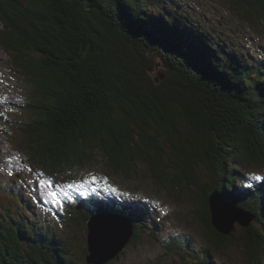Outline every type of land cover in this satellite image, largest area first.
Wrapping results in <instances>:
<instances>
[{"label":"trees","instance_id":"1","mask_svg":"<svg viewBox=\"0 0 264 264\" xmlns=\"http://www.w3.org/2000/svg\"><path fill=\"white\" fill-rule=\"evenodd\" d=\"M90 1L87 10L79 0H0V48L21 69L27 93L12 118L0 114V134L11 140L0 139V162L17 164L9 165L14 187L3 186L11 201L0 200V264H88L87 221L107 211L133 221L129 247L152 236L161 257L177 264H214L238 241L250 264H262L264 178L251 173L264 170V0H230L260 34L240 23L239 41L184 12L187 3ZM152 52L162 67L151 75ZM112 178L135 191L120 193ZM147 184L198 221L190 234L201 246L176 231L167 242L157 238ZM186 193L191 205H183ZM214 193L251 213L252 223L219 233Z\"/></svg>","mask_w":264,"mask_h":264},{"label":"rangeland","instance_id":"2","mask_svg":"<svg viewBox=\"0 0 264 264\" xmlns=\"http://www.w3.org/2000/svg\"><path fill=\"white\" fill-rule=\"evenodd\" d=\"M172 2L175 5L177 4L182 5L184 3L189 4L191 8L188 7L187 9L184 10V12L188 11L194 16H197L201 20V22L204 21L207 22V18L210 19L213 28L218 27L219 29L217 30L221 32H225L226 35H228L229 37L231 34H233L234 36H236L235 37L236 39H234L236 41L244 40L243 36L239 32L240 23L244 25L243 27L247 29H251L253 31L254 36L260 35L239 19V17L235 13L236 11L233 10L232 8L233 6L231 5L230 0H172ZM193 2H195V5L193 4ZM171 5L175 6L173 4ZM223 19L229 21V24L224 25L222 23H219V21H222ZM243 27L241 26L242 30H244ZM237 35L239 36L237 37ZM261 40L264 43V40L263 39ZM152 55L153 52L150 53L149 56H151L152 58L153 57ZM152 60L153 62H157L155 63L156 65L152 67L153 71L152 70L150 71V69L146 67V71L151 75L154 74V71L156 69L162 67L161 62L158 59L152 58ZM162 76L163 78H161V73H158V75H153V77L158 79V81L160 79L162 81L165 80V75ZM25 90H26V80L24 78L23 73L21 72V69L16 66L13 57L9 53H7L6 51L0 48V114L6 115V117L8 118H12L13 112L11 109L13 107L15 108V104H20L21 102L20 100L26 96L27 93ZM9 126H11V124ZM15 128L18 129V127H14V128L11 127L9 129L7 128V130H9V136L10 135L13 136L12 130L15 131L16 130ZM1 138H3V140H5L7 143L11 142V140H9L8 137H3L2 134H0V139ZM19 141L20 139L17 141V143H20ZM16 162L19 163L20 159L17 158ZM9 165H17V164L13 163L12 158L3 159L0 162V200L1 201L7 199L8 201H11V197L3 192L4 191L3 186L6 189L8 185L14 187L13 184L15 182L14 178L17 169H11ZM141 168H143L144 172H146V168L142 163H141ZM203 171L206 172L204 173L205 175L208 174L204 166H203ZM260 174L264 176V170L262 171L257 170L255 171V173H251V179L256 180L255 177L264 178L260 176ZM257 180H261V179H257ZM109 181L113 185L115 184L122 185V182H120L116 178H112ZM122 187H123V192L120 193H124L126 195L133 194V192L135 191L132 185L127 187L122 185ZM153 188L154 187L152 186V184H147L146 190L144 191L148 192L149 194L151 193V203L150 202L149 203L152 204L151 209L152 211L154 210L153 212L155 213L156 221H158V226H159V228L156 227L154 230V232L157 233V238H159V240L165 241V239L168 238V236L170 237L172 236L171 231L172 232L176 231L178 232L177 238H180L179 241H181L182 238L188 237L190 238L192 244L195 243L201 246L199 244L200 241L198 239H194L191 237V234L195 235L196 232L198 231V227H199L198 221L196 219L189 220L188 216L185 213L186 209H183L180 206L181 205L180 202L176 201L172 196H169L167 193L163 191H158L155 188L154 189ZM42 191L45 194H51V192H49L46 189V187L42 188ZM155 195L158 198V201L155 200L154 198ZM123 198L124 201H128L130 203L139 201L130 196H123ZM16 200H19V198H17ZM183 203H185L183 205L192 204V202L190 201L189 193H186L184 195ZM107 212L110 213V211ZM123 216L126 217L125 215ZM164 217H167V221L163 223L162 219ZM125 219H129V218L126 217ZM130 221L133 223L132 220ZM146 224H149V219L146 220ZM167 228H170L169 230L170 232L167 231ZM235 229L236 231H241V226L237 223L235 224L233 230ZM133 233H134V229H133ZM80 247H81L80 244H76L75 250L79 251ZM181 249L184 250L183 252L184 254L186 252L187 255H189L190 257L194 255V253L192 252L193 248L189 249L188 247H184L183 245ZM123 252H124L123 258H121L115 264H177L176 258H168L166 255L165 257H161L164 255L161 244L159 243V241L153 240L152 236H148V237L146 236L143 242L137 243L132 247L128 246L126 249H124ZM213 261L214 264H250L248 262L249 261L248 250L245 249V246L244 244H242L241 241H238L237 243L230 246V248L226 249L224 253L222 252L219 253L217 257L213 259ZM262 264H264V261L262 262Z\"/></svg>","mask_w":264,"mask_h":264},{"label":"water","instance_id":"3","mask_svg":"<svg viewBox=\"0 0 264 264\" xmlns=\"http://www.w3.org/2000/svg\"><path fill=\"white\" fill-rule=\"evenodd\" d=\"M79 1L86 9L92 7L90 0ZM210 202L213 226L221 234L231 233L237 223L248 227L253 221L251 213L227 202L219 193L212 194ZM125 218L116 212H106L96 214L87 221L88 264H107L129 246L134 234V225Z\"/></svg>","mask_w":264,"mask_h":264},{"label":"snow or ice","instance_id":"4","mask_svg":"<svg viewBox=\"0 0 264 264\" xmlns=\"http://www.w3.org/2000/svg\"><path fill=\"white\" fill-rule=\"evenodd\" d=\"M255 179H262L261 177H255ZM51 183V182H49ZM69 187H72V185H69ZM61 192H64L63 189L60 190ZM51 195L56 198L57 197V193L56 192H52ZM64 195H67V193L65 192ZM56 203L57 204H62V201H60L59 199H56Z\"/></svg>","mask_w":264,"mask_h":264}]
</instances>
